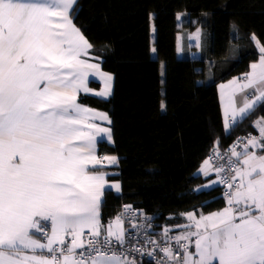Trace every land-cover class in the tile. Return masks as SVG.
Listing matches in <instances>:
<instances>
[{"label":"snow or ice","instance_id":"snow-or-ice-1","mask_svg":"<svg viewBox=\"0 0 264 264\" xmlns=\"http://www.w3.org/2000/svg\"><path fill=\"white\" fill-rule=\"evenodd\" d=\"M76 3L0 0V264H129L114 250L126 242L121 217L115 229L101 223L104 176L87 168L100 163L97 136L111 139V132L85 127L92 110L77 102L76 93L88 91L89 71L99 69L81 59L93 45L74 23ZM260 54L229 82L226 132L264 104V47ZM101 75L106 88L98 95L107 96L112 77ZM253 123L258 137L230 154L214 148L220 166L211 167L210 156L199 170L214 171L211 183L227 186L226 206L198 219L182 214L190 223L178 227L186 231L170 237L165 229V247L149 241L164 254L158 264H264V155L250 151L264 152V117Z\"/></svg>","mask_w":264,"mask_h":264},{"label":"trees","instance_id":"trees-1","mask_svg":"<svg viewBox=\"0 0 264 264\" xmlns=\"http://www.w3.org/2000/svg\"><path fill=\"white\" fill-rule=\"evenodd\" d=\"M73 17L101 68L113 75L109 99L78 98L111 119L113 144L100 142L98 150L117 158L120 192L104 191L101 223L128 203L154 214L152 227L176 235L186 222L182 214L223 208L222 188L196 190L202 180L195 171L211 149L248 132L255 137L253 122L264 117L259 103L226 132L217 92L219 83L246 74L260 59L264 0H77ZM198 27L199 55L192 58L188 33Z\"/></svg>","mask_w":264,"mask_h":264},{"label":"crops","instance_id":"crops-1","mask_svg":"<svg viewBox=\"0 0 264 264\" xmlns=\"http://www.w3.org/2000/svg\"><path fill=\"white\" fill-rule=\"evenodd\" d=\"M188 41H189L190 45L194 48L190 52V56L192 58H197L198 55H199V51H198L199 46L198 45L200 44V28L199 27L188 33ZM177 50H178V53L180 54L181 53V41H180V38L178 39ZM81 59L85 60L87 63L98 65V69H99L98 72H93L91 70L89 71V75L87 76V78L85 80V86L88 89V91L85 92L83 89H81L79 92L76 93L77 102L80 105L92 110V114H91L90 118L87 121H85V125L84 126L86 127L87 124L92 123V124L97 125L98 127H103V128L109 129L110 132H111V127H110L111 126V119H110L109 115L106 112H104V111H101V110H98L96 108L87 106V105H85L83 103H80L78 98H79L80 95L86 94V95L95 96V97H98V98L109 99L111 97L112 91H113V75L111 73L107 72V71H104L101 68L100 59L98 57L94 56L90 52V50H89V52H88V54L86 56L82 55ZM259 60L260 59H258L256 62H252L251 64L257 63V62H259ZM250 70L251 69H249V71ZM101 73L110 74L111 77H112L111 82H110L111 83V90H110V92H109V94L107 96L98 95V93H102L105 90V88H106L105 79L101 75ZM243 76H244V74L240 75V76L232 77V78H230V79H228L226 81H223V82H221V83H219L217 85V92H218V97H219L220 109H221V113H222L223 125H224V109H225V106L227 104V92L230 89V83L229 82L233 81V78H238V77H243ZM92 82L96 83L97 85H95V86L92 85ZM242 101H243V97L242 96H238L237 97V106H241L242 105ZM102 115H106L107 119H101ZM259 135H260V133H259L258 127L255 126V137H258ZM100 142H106L107 144H113L112 132H111V139H109L108 136L104 135V134H100V135L97 136V143L95 145V151H94L93 155L96 156L97 160H99L100 163H98L95 166H93L91 164H89L87 166L89 174H103V176H104L105 187L103 189V194L101 196V202H102L103 197H104V191L106 189H112L115 192H120V181L118 179L114 178L119 173L117 158H116L115 163H109L106 158L107 157H115V156L112 155V154H101L99 152V150H98L99 149L98 146H99ZM250 151H255V152H258V154L264 155V152H260L258 149H250ZM206 159H208V158H205L201 162L200 166L195 171V175L199 176L201 178V180H202L201 183L196 187V190H208V189H211V188L219 185L218 183L217 184H212L211 183V181L217 180V178L213 174V171L210 172L208 176H205L202 172L199 171L201 166L203 165V163H204V161ZM210 166L213 167L211 161H210ZM110 176H113V178H110ZM114 184H118L119 185V190H117L116 188L112 187V185H114ZM203 185H209V187H201ZM223 208H221V209H223ZM218 211L219 210H215V211H211V212H207V213H197L196 211L191 210V211H189L187 213H194L196 218L198 219L201 214L206 216L209 213L218 212ZM115 221H116V218L108 221L107 223L104 224V227L107 228L109 223L112 222L113 223V228L115 229L116 228ZM188 223H190V221L186 217V222L182 223L179 226L186 225ZM122 226L126 229V225H124L122 223ZM179 229H181L182 231H180L177 234L178 236L181 235L184 231H186V230H184V229H182L180 227H179ZM191 230L195 231V228L193 227ZM87 231L88 230L85 229V232H87ZM194 250L195 249L193 248V251Z\"/></svg>","mask_w":264,"mask_h":264},{"label":"built area","instance_id":"built-area-1","mask_svg":"<svg viewBox=\"0 0 264 264\" xmlns=\"http://www.w3.org/2000/svg\"><path fill=\"white\" fill-rule=\"evenodd\" d=\"M250 137H254V134L248 132L233 138L231 143L224 149H219L218 147L215 148H217L221 154H230L229 149L232 146H237V150L240 151L243 148V144L247 143V140ZM213 150L214 148L210 150L207 158L213 156L211 163L214 168L220 166V162L218 158L213 155ZM224 163H227V159H225ZM213 174L218 179L214 171ZM219 186L222 188L224 195L227 186L221 184H219ZM125 206H130V208H126ZM118 216L121 217L122 223L127 224L126 242L122 248L119 245H115L114 250L117 251L118 254L125 257L129 264H136L141 260H148L153 264H158V261L161 260L164 254L159 250V248H155L153 243H149V241L158 242L160 247H165L167 244L164 237L165 229H156L152 227V219L155 215L142 214L141 209L135 208L131 204L123 203L117 214V217ZM133 225L136 227H133ZM168 235L170 237L178 236L177 234H171L170 231ZM167 243L175 247L174 239L169 240ZM181 243L183 244L184 241H181Z\"/></svg>","mask_w":264,"mask_h":264},{"label":"rangeland","instance_id":"rangeland-1","mask_svg":"<svg viewBox=\"0 0 264 264\" xmlns=\"http://www.w3.org/2000/svg\"><path fill=\"white\" fill-rule=\"evenodd\" d=\"M151 38H152V40H153V38H154V27H153V24H152V26H151ZM257 46H258V49L260 50V47H261V45L257 42ZM154 49V47L152 46V50ZM154 53L155 52H153L152 51V54L154 55Z\"/></svg>","mask_w":264,"mask_h":264}]
</instances>
